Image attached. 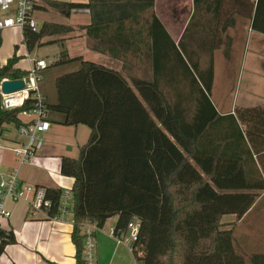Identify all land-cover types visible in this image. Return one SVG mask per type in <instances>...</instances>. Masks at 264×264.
Returning a JSON list of instances; mask_svg holds the SVG:
<instances>
[{"label": "trees", "instance_id": "1", "mask_svg": "<svg viewBox=\"0 0 264 264\" xmlns=\"http://www.w3.org/2000/svg\"><path fill=\"white\" fill-rule=\"evenodd\" d=\"M43 1L65 16L86 9L91 23L26 28L29 51L42 38L82 28L125 62L124 71L136 53L132 43L144 44L152 73L129 76L82 56L56 63L79 67L56 77L57 101L46 103L48 119L52 114L58 123L90 128L79 157L61 161V174L74 179L75 264H86L83 225L103 228L113 216L116 232L139 220L134 250L142 264H264V253L247 259L237 252L234 229L222 220L227 214L241 219L264 190V108L236 107L234 114L221 115L211 99L214 53L229 22L222 19L223 4L194 0L195 13L176 43L155 13V0ZM203 7L216 19L202 20ZM200 28L206 33L196 37ZM251 29L264 34V0L256 2ZM2 45L0 32V50ZM16 50L6 63L0 61V81L29 74L17 66L22 56ZM33 102L6 109L0 94V136L5 124L20 127L19 114ZM45 188L52 218L60 211L63 188ZM14 242L12 230H0V256Z\"/></svg>", "mask_w": 264, "mask_h": 264}, {"label": "crops", "instance_id": "2", "mask_svg": "<svg viewBox=\"0 0 264 264\" xmlns=\"http://www.w3.org/2000/svg\"><path fill=\"white\" fill-rule=\"evenodd\" d=\"M200 2L202 6L216 5L219 3L223 4L221 16L222 19L228 20L229 22L225 26L223 36L220 40L219 48L221 47V45H224L226 47V56H229L232 45H234L236 42L235 39L237 37L240 38L241 36H243V34L245 35L246 28L251 32V34L249 33L248 36L250 35V50L252 47V50L254 52L252 60L254 64H240V67H238L237 64L236 74L235 67L233 68L229 64H216L215 50L214 84L212 88L211 99L218 112L221 115H226L234 114L236 107L258 106L264 108V34L251 29V22L257 0H200ZM154 10L158 18L163 22L171 38L177 43L179 42L186 26L195 13L194 0H155ZM81 13L89 14V11L86 9H77L74 10L72 14L79 15ZM198 14L201 19L203 18L202 20L216 19V17H214L215 13L205 10L204 7L200 9ZM90 23L91 16L88 23H76L70 25H89ZM196 33V37H200L206 32L200 28L196 30ZM54 36L57 37L53 41V44L57 45V52L55 57L56 60L54 62L48 63L44 58L32 57L33 51L27 50L25 57L28 60V64H21L22 58L17 64V66L22 70L30 71L33 63L36 60H45L47 66L40 71L41 79L39 82V89L46 102L55 103L57 101V93L55 87L56 77L74 71L79 67L77 63H72L71 65H56V63L65 60L66 58L82 56L86 61L94 62L110 69L113 68L105 64L113 63L112 60H109L113 59L118 61L119 63L117 67L118 69H115L116 71L122 73L125 72L126 75L137 76L141 78L152 75L150 59L149 57H147V54L149 53L148 47L145 48L144 44L138 41L132 43V45L130 46V50L135 49L136 53L134 56H129L128 61L126 62V64H128V68L126 71H124L125 62L123 60L112 57L108 52H106L103 41H97L92 37H89L87 35L86 29L75 28L72 32ZM93 44H96L98 47L94 49ZM73 45L76 46L74 48V51L73 49H71V46ZM77 46L81 49L79 48L80 50H77ZM198 51L203 52L202 49H199ZM202 59L203 61H205L206 57H203ZM202 66L204 67L205 64H202ZM51 71H53L52 75L49 76L48 74H50ZM47 76H49L51 82L53 83L52 95H49L47 91ZM221 76H225V78L228 77V80L233 84L232 87L238 82L241 84L240 89H238L239 91L237 94V102H235L234 99L232 100L233 89L230 88L229 93L225 91L224 88L223 91L222 88L218 87L222 85L221 83H223ZM236 76H238L237 80L234 81ZM174 77L175 79L180 78L175 75ZM181 83L183 86H185V88L183 89H186V81L184 80ZM19 118L22 123L27 121L28 119L27 116H24L23 114H20ZM49 120L51 123L55 122L53 119ZM59 124L64 125L61 123ZM79 125H72L75 126L76 137L79 134ZM15 127L18 129L17 126ZM50 130L51 128L46 132H49ZM0 137L9 140V142L4 144L1 142L0 172L8 173L11 168L12 171L17 170L14 169V166L12 164L7 163L9 165H6L3 162L2 153L5 149H10L14 152V149L17 147V145L21 144L19 138L14 135L7 136V133L4 132V129ZM86 143L79 144L78 142L79 155L81 146ZM62 152L63 153L60 155V172L62 158L64 156L70 157L69 155H64L68 154L66 151ZM254 159L256 160V157H254ZM256 162L260 168V164L257 160ZM251 164L254 168L255 163L251 162ZM20 180L25 183L23 179ZM73 183L74 179L70 182L68 180L65 181V183L61 182L59 183V185H52L46 182L40 183L36 181L35 186L63 188L62 185L67 184L70 188H72ZM7 207L11 211V217L2 222V227L3 229L12 230L14 232L15 242L8 244L5 247L4 252L0 256V264H75V246L72 242L71 236L73 231L72 214H70L65 219L48 218L42 213L36 216H32L28 212L27 202L25 200H19L16 202L8 201ZM261 213L264 214V190L259 191V195L255 203L247 211V213L243 217H241V219L238 220L235 214H227L223 217L224 219L226 216L232 215V219L225 222L223 221V223L226 225H232L234 229L235 248L236 245L237 248L240 247L241 252H237L244 255L247 259H250L251 255L254 253H264L255 252L254 248L256 242L254 241V238L256 234V228L252 227V221L250 222L252 218H255L254 220H256V217L258 215H262ZM242 227L243 229H241ZM106 236L111 238L108 234V231H106L104 228L96 230V246L97 243H99V240L101 241ZM249 238L252 240H249ZM116 244L121 245L118 244L117 241ZM96 258L98 261H100L97 254Z\"/></svg>", "mask_w": 264, "mask_h": 264}, {"label": "rangeland", "instance_id": "3", "mask_svg": "<svg viewBox=\"0 0 264 264\" xmlns=\"http://www.w3.org/2000/svg\"><path fill=\"white\" fill-rule=\"evenodd\" d=\"M16 1L12 4L10 9L0 10V18L6 16L15 17ZM42 4L47 8L46 9L38 8L35 9L33 12V18L38 28H40L44 22H54V23H62V24L70 25L76 23H88L90 21L89 14L81 13L79 15L71 14L70 16H65L56 12L52 8H49L47 5H45L43 0H42ZM249 33L251 34L250 30L246 28L245 35L243 34V36H241L240 38L237 37L235 39L236 42L234 45H232L229 56H226V52H225L226 47L224 45H221L220 48H217L216 64H222V65L229 64L231 67L233 68L235 67V74H236L237 64L238 67H240V64H254L252 62L254 52L252 50V47L250 50L251 45H250V35L248 36ZM1 35L3 38V45L0 51L1 63L4 64L7 61V59L14 54L17 46V50H16L17 54L22 56L21 64H28V60L25 57L28 49L24 44L23 31L17 28L3 30L1 32ZM56 38H57L56 36H48L42 38L39 44L37 45V47L35 48V50H33L32 57L44 58L48 63L54 62L56 60L55 57L57 52L56 50L57 45L56 44L54 45L53 41ZM75 47L76 46L73 45L71 46V49H73L74 51ZM79 48L80 47L77 46V50L81 49ZM203 57H207V55H203ZM109 60H112L113 63L105 64V65L112 67L113 70L118 69L117 68L119 64L118 61L113 59H109ZM52 72L53 71H51L50 74L48 75L49 76L52 75ZM49 76L46 77V84H48L47 91L49 95H52L53 83L51 82ZM237 77L238 76H236L234 81L237 80ZM221 79L223 80V83H221L222 85L218 87L222 88V90L224 88V90L229 93H230V88L233 89L232 100L234 99L235 102H237L238 100L237 94L239 91L238 89H240L241 84L238 82L234 84V86L232 87L233 84L228 80V77L225 78V76H221ZM54 116L55 115L50 114L49 119H53L52 117ZM50 128L51 130L49 132H44L41 134L43 147L37 152V155L32 159L31 162L21 163L20 159L17 157L16 153L13 152V150L10 149L3 150L2 153L3 162L6 165L12 164L14 166V169L18 170V176L20 179L24 180L25 184L35 186L36 181H38L40 183L46 182L52 185H59V183L61 182L65 183V181L67 180L69 182L73 181L71 177H67L61 174L60 155L63 153L62 151H66L68 154H64V155H69L72 158H78L79 157L78 145L86 143L88 141L90 128L84 124L79 125V134L77 137L75 135L76 133L75 126L60 125L58 122L55 121L51 123ZM3 129L4 132L7 133V136L8 135L17 136L21 143H25L28 140V138L22 135L13 124H5L3 126ZM0 141L3 144L9 142V140L3 137H0ZM18 146H20V144L17 145V147ZM10 171H12V168L9 170V172ZM62 187L64 189H70V187L67 184L62 185ZM230 219H232V215L226 216L223 219V221L225 222ZM254 219L255 218H252L250 220V222L252 221V227L256 228L255 229L256 234L254 238L256 245L254 249L255 252H264V214L258 215L256 217V220ZM117 221H118V217L113 216L112 218L107 220L103 228L106 231H110L115 227ZM133 222H136V220L134 219ZM224 227L232 228V225L228 224L225 225ZM241 229H243V227ZM249 240L252 239L249 238ZM236 249L238 252L239 251L241 252L240 247L237 248V245H236ZM95 252L98 256V259L100 260L99 264H136L133 254L126 245L123 244L117 245L115 239H111L107 236L101 241L99 240V243H97V246L95 248Z\"/></svg>", "mask_w": 264, "mask_h": 264}, {"label": "built area", "instance_id": "4", "mask_svg": "<svg viewBox=\"0 0 264 264\" xmlns=\"http://www.w3.org/2000/svg\"><path fill=\"white\" fill-rule=\"evenodd\" d=\"M15 0H0V10H8L11 8ZM42 0H17L15 6V17L6 16L0 18V32L9 28H19L22 31L30 28L37 31L39 28L33 18V12L37 4H41ZM47 66L45 60H36L29 74L23 79L25 87L14 93H4L2 91V82L7 80L3 78L0 81V94L2 106L6 109L20 107L25 102L32 98L34 100L33 107L22 111L20 114L27 116V121L23 122L18 128L19 132L28 138L27 142L21 143L20 146L14 149L21 163L31 162L37 155V152L42 149L43 141L41 134L48 131L51 127V122L48 119L46 100L39 89L41 79V69ZM19 114V115H20ZM1 146V141H0ZM46 188L43 186H32L23 183L18 171L13 170L9 173L0 172V230L3 229L2 222L11 217V211L7 207L8 201L25 200L28 206V212L32 216L40 213L44 216L48 215V210L51 208V200L46 198ZM59 212L54 217L55 219H65L72 214L73 208V193L71 188L64 189L61 192L59 204ZM139 220L128 224L126 230L116 232L115 228L108 231L111 238H114L118 244L126 245L134 256L136 264H142L136 259L134 243L138 240ZM100 227L95 223H85L83 225L84 233V260L86 264H99L96 258V240L95 232ZM139 255L142 253L139 251Z\"/></svg>", "mask_w": 264, "mask_h": 264}, {"label": "water", "instance_id": "5", "mask_svg": "<svg viewBox=\"0 0 264 264\" xmlns=\"http://www.w3.org/2000/svg\"><path fill=\"white\" fill-rule=\"evenodd\" d=\"M24 87L25 83L23 79H7L2 82V91L6 94L20 91Z\"/></svg>", "mask_w": 264, "mask_h": 264}]
</instances>
